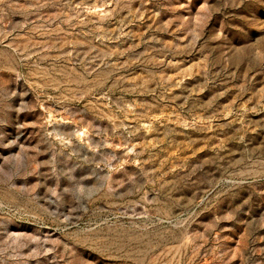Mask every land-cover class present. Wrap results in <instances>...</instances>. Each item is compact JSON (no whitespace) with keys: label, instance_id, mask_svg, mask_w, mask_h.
Returning a JSON list of instances; mask_svg holds the SVG:
<instances>
[{"label":"rangeland","instance_id":"obj_1","mask_svg":"<svg viewBox=\"0 0 264 264\" xmlns=\"http://www.w3.org/2000/svg\"><path fill=\"white\" fill-rule=\"evenodd\" d=\"M259 171L264 0H0V264H264Z\"/></svg>","mask_w":264,"mask_h":264},{"label":"bare ground","instance_id":"obj_2","mask_svg":"<svg viewBox=\"0 0 264 264\" xmlns=\"http://www.w3.org/2000/svg\"><path fill=\"white\" fill-rule=\"evenodd\" d=\"M255 173H258V172H255ZM262 173H264V171H259V174H255V175H253V176H262ZM250 177H252L251 175H250Z\"/></svg>","mask_w":264,"mask_h":264}]
</instances>
